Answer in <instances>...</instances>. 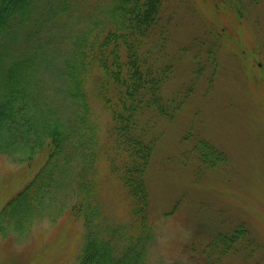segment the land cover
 Here are the masks:
<instances>
[{"label": "trees", "instance_id": "16d2710c", "mask_svg": "<svg viewBox=\"0 0 264 264\" xmlns=\"http://www.w3.org/2000/svg\"><path fill=\"white\" fill-rule=\"evenodd\" d=\"M168 2L0 0V157L23 166L26 178L0 206V237L19 240L35 221L68 212L83 228L74 264H144L153 234L146 173L163 132L155 128L195 91L193 80L167 91L178 62L169 52ZM259 2L213 0V8L233 13L237 30ZM230 39V25L206 28L178 53L189 54L193 75L210 84L216 51ZM94 103L108 114L105 142ZM181 138L188 143L183 162L193 155L197 176L229 160L193 123ZM100 161L127 195L135 224L103 222ZM195 244V264H222L258 247L243 221L187 249Z\"/></svg>", "mask_w": 264, "mask_h": 264}, {"label": "rangeland", "instance_id": "374dc122", "mask_svg": "<svg viewBox=\"0 0 264 264\" xmlns=\"http://www.w3.org/2000/svg\"><path fill=\"white\" fill-rule=\"evenodd\" d=\"M168 12L173 23L169 52L178 62L167 91L190 80L195 91L172 121L158 122L155 128L163 132L146 173L153 234L144 264H195L201 248L195 244L191 252L188 243H204L216 230L241 221L258 247L249 255L229 254L222 264H264V0L237 30L233 13L216 12L213 0H169ZM225 24L236 40H226L227 46L216 51L218 69L209 84L204 76L193 75L190 55L179 54L178 48L204 29ZM94 106L105 142L108 114L100 103ZM191 123L229 155L226 163L206 168L201 176L195 173L193 155L183 162L188 143L181 136ZM23 169L0 157V206L26 180ZM99 175L103 222L135 224L128 197L104 161ZM176 201L179 205L170 211ZM82 238V224L68 212L55 219L43 217L19 240L0 237V264H74Z\"/></svg>", "mask_w": 264, "mask_h": 264}]
</instances>
